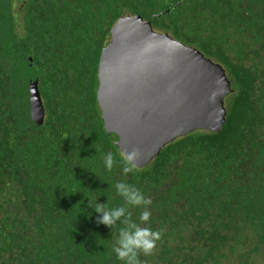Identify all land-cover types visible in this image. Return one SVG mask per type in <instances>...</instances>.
<instances>
[{"label":"trees","instance_id":"1","mask_svg":"<svg viewBox=\"0 0 264 264\" xmlns=\"http://www.w3.org/2000/svg\"><path fill=\"white\" fill-rule=\"evenodd\" d=\"M125 16L221 64L233 90L221 132L182 137L127 174L97 99ZM37 79L43 125L31 117ZM117 182L152 203L128 205ZM96 201L161 233L140 264H264V0H0V264H124L113 246L125 217L98 223Z\"/></svg>","mask_w":264,"mask_h":264},{"label":"water","instance_id":"2","mask_svg":"<svg viewBox=\"0 0 264 264\" xmlns=\"http://www.w3.org/2000/svg\"><path fill=\"white\" fill-rule=\"evenodd\" d=\"M32 61V58L29 59ZM97 99L105 128L133 163L146 167L179 138L221 132L233 92L225 68L195 47L157 32L151 21L125 16L113 26L98 70ZM31 117L46 118L37 80L29 85Z\"/></svg>","mask_w":264,"mask_h":264},{"label":"clouds","instance_id":"3","mask_svg":"<svg viewBox=\"0 0 264 264\" xmlns=\"http://www.w3.org/2000/svg\"><path fill=\"white\" fill-rule=\"evenodd\" d=\"M136 156V150L129 152L126 156H122L124 174L134 171L135 165L133 161ZM115 163L116 160L113 153L108 152L104 154L103 165L106 170L110 171L114 167ZM115 189L116 193L122 196L128 205L148 206L152 203L150 199L145 198L141 191L125 182H117ZM93 210L95 212L104 213L102 218L98 220V223H103L109 228H111L116 223V220L120 219L121 217H125V220L122 222L127 223V227L120 230L119 238L117 239L116 244L113 246V251L116 253L117 259L123 261L124 264H140L139 253L143 252L145 255H150L156 248V241L160 239L161 233L158 231H153L148 227L141 228L135 222L129 223L128 220L130 219V214L127 213V209L125 207L108 209L106 208L105 204H101L96 201V206ZM139 219L141 222H148L150 220V212H141Z\"/></svg>","mask_w":264,"mask_h":264},{"label":"rangeland","instance_id":"4","mask_svg":"<svg viewBox=\"0 0 264 264\" xmlns=\"http://www.w3.org/2000/svg\"><path fill=\"white\" fill-rule=\"evenodd\" d=\"M227 103V100H225V104Z\"/></svg>","mask_w":264,"mask_h":264}]
</instances>
